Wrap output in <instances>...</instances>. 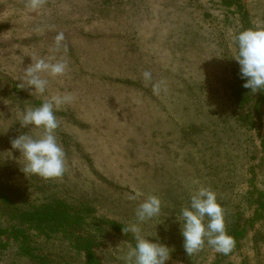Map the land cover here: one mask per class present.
Listing matches in <instances>:
<instances>
[{"label":"rangeland","instance_id":"374dc122","mask_svg":"<svg viewBox=\"0 0 264 264\" xmlns=\"http://www.w3.org/2000/svg\"><path fill=\"white\" fill-rule=\"evenodd\" d=\"M241 2L43 0L32 11L29 0H0V264H86L89 252L126 264L136 241L123 226L150 195L161 211L141 234L173 249L167 264H264V91L242 86L233 43L264 28V0ZM39 59L68 64L61 77L41 74L44 94L20 88ZM61 94L74 97L55 112L65 172L25 176L11 142L41 130L22 128L21 113ZM200 188L223 209L235 242L227 255L207 243L190 256L183 248L181 210ZM28 212L47 219L23 222ZM17 246L34 258L15 262ZM48 248L62 259H41Z\"/></svg>","mask_w":264,"mask_h":264},{"label":"clouds","instance_id":"9594fccd","mask_svg":"<svg viewBox=\"0 0 264 264\" xmlns=\"http://www.w3.org/2000/svg\"><path fill=\"white\" fill-rule=\"evenodd\" d=\"M42 4L43 0H29L28 7L35 11L41 8ZM63 41V33L55 36L54 51L61 48ZM233 43L237 49L234 59L239 65L240 77L245 81L242 86L250 89L252 93L264 91V28L241 30L233 36ZM67 69L65 60L52 63L39 59L23 69L20 88L44 94L48 80L42 78L41 74L61 77L66 74ZM142 75L144 82L151 83L155 91L162 90L163 82H153L151 71H145ZM73 101L71 94L55 95L39 106L21 113L19 124L22 128L41 130V134L36 138L21 134L11 142L12 149L19 151L25 160L21 170L25 176L35 175L52 179L64 174L65 152L56 136L59 123L55 112ZM130 198L134 199L135 196L130 195ZM160 211V199L150 195L135 209V222L123 226L124 231L132 233L136 241L135 246L130 247L127 253L126 264H167L169 261L172 248L159 241L152 242L141 234L140 225L158 216ZM181 216L183 226L180 227V233L183 248L188 256L199 252L205 243L225 255L233 250L235 242L226 232L223 209L217 202L216 194L210 189L197 190L191 196L189 206L181 210Z\"/></svg>","mask_w":264,"mask_h":264},{"label":"trees","instance_id":"16d2710c","mask_svg":"<svg viewBox=\"0 0 264 264\" xmlns=\"http://www.w3.org/2000/svg\"><path fill=\"white\" fill-rule=\"evenodd\" d=\"M220 1H222V3L224 5H226L227 7L236 6L238 8H242L241 0H220ZM232 92H233L234 98L236 99L235 90H233ZM48 216L50 217V215H47V217ZM20 217L22 218L23 222H27V221L30 220V221L35 222L36 224H43L45 222V220L47 219L45 217V215L43 213H40V212H28V213H25V214H21ZM12 231H15L16 234H23V237H24V232L22 230L16 229V228H12ZM18 249H19L18 246L14 247V249L12 248V252H13V257L12 258H18V260H15V262L19 261V260H22L25 257H26L25 258V260H26V259H30V258H32L34 256V254H30L31 252H25V254L23 256L24 258H20V257H18V255H21V254L18 252ZM19 250L20 251L21 250H26V248L19 249ZM48 250H49V248L46 249L41 254H39L42 257L41 259H44V260H46L48 262L57 261V260L62 259L61 255L58 254L57 252L52 253L51 251H48ZM50 258H51L52 261L49 260ZM86 264H99V262H98V260L94 259V255L91 254V252H89V254H87V257H86Z\"/></svg>","mask_w":264,"mask_h":264}]
</instances>
